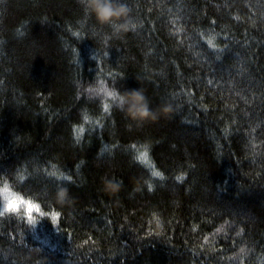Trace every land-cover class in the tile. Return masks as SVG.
Returning a JSON list of instances; mask_svg holds the SVG:
<instances>
[{
    "label": "trees",
    "instance_id": "obj_1",
    "mask_svg": "<svg viewBox=\"0 0 264 264\" xmlns=\"http://www.w3.org/2000/svg\"><path fill=\"white\" fill-rule=\"evenodd\" d=\"M124 2L116 35L0 0V188L40 205L0 216V264H264V0ZM100 86L173 111L137 125Z\"/></svg>",
    "mask_w": 264,
    "mask_h": 264
},
{
    "label": "clouds",
    "instance_id": "obj_2",
    "mask_svg": "<svg viewBox=\"0 0 264 264\" xmlns=\"http://www.w3.org/2000/svg\"><path fill=\"white\" fill-rule=\"evenodd\" d=\"M84 6V10L89 15L95 17L96 22L101 26H109L116 35L126 34L129 31L135 30L137 23L131 15L132 9L124 2V0H81ZM100 86L99 93L103 94ZM115 95L116 106L125 114L128 120L134 122L137 125H143L147 122H156L161 118H168L173 111V107L170 103L164 102L156 108L151 107L150 101L141 88L128 89L123 92L110 91ZM105 190L110 193H116L119 191L120 183L113 180H105ZM12 194L19 196V194L13 193L11 190L9 193H0V213L3 215L8 213H18L23 211L26 215L28 213L36 212L31 206H25L24 204H18V202L12 198ZM20 197V196H19ZM56 203L63 206L65 204H71L72 198L66 188H60L55 194ZM31 201V200H25ZM32 204L40 205L31 201ZM5 206L7 211H5ZM40 215H44L43 212ZM32 223L34 218L32 217ZM41 264H43V258H41Z\"/></svg>",
    "mask_w": 264,
    "mask_h": 264
},
{
    "label": "snow or ice",
    "instance_id": "obj_3",
    "mask_svg": "<svg viewBox=\"0 0 264 264\" xmlns=\"http://www.w3.org/2000/svg\"><path fill=\"white\" fill-rule=\"evenodd\" d=\"M209 45L210 46H213L214 45L212 44V41L209 40L208 41ZM101 91H104L106 93L107 96H110V97H113V99H115V95L113 92H110V91H107L106 88H101ZM107 105H105V110H107ZM80 131L82 132L83 129H80ZM135 147V146H133ZM141 162H144V163H148V154H147V150L145 149L144 151H139V155L137 157ZM51 175H55V172L53 173H50ZM153 176H161V173L158 172V171H155L153 170L152 172ZM179 179V178H178ZM10 192V189L7 185V183L4 184L3 188H0V193H9ZM12 198L15 199L18 204H24L25 206H31L32 208L35 209L36 212H40V208L38 205H35V204H32L31 201H25L22 197H19V196H16L15 194H12ZM5 211H7V207L5 206ZM56 215L55 213H53V220L56 219ZM0 216H3V213H0ZM29 219V222H31V219L28 217ZM219 231V230H218ZM241 252H244V249H241Z\"/></svg>",
    "mask_w": 264,
    "mask_h": 264
}]
</instances>
